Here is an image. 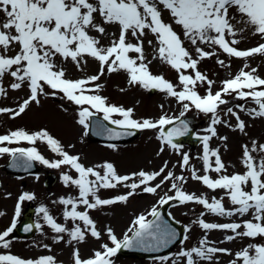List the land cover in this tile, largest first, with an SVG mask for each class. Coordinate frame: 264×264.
Here are the masks:
<instances>
[{
  "label": "snow or ice",
  "instance_id": "6c2138e0",
  "mask_svg": "<svg viewBox=\"0 0 264 264\" xmlns=\"http://www.w3.org/2000/svg\"><path fill=\"white\" fill-rule=\"evenodd\" d=\"M106 26H116L117 31L109 34ZM92 32L97 35H92ZM149 34L155 39V44L152 39L147 40L154 50L151 59L145 55L144 48ZM109 35V43L102 44V38ZM249 35L258 37L261 42L240 49L238 46ZM216 49L238 59L264 56V0H0V97H6L9 89L17 91L26 86L28 90L27 97L18 102L16 108L0 107V114L10 113L12 118L19 117L32 103L39 105L40 96L60 93L62 98L78 106L77 122L86 129L85 135L90 118L97 114H102L104 121L115 126H97L109 140L132 136L135 131L155 130L160 143L157 156L166 147L174 150L181 156L178 166L182 173L190 170L192 180L212 191L222 190L224 193L209 200L203 194L185 191L186 177L169 170L168 161H164L158 170H139L126 175L118 174L110 162L85 166L78 155L65 151L45 129L32 133L17 129L0 135V156L11 157V167L27 171L32 162H39L48 168L59 169L66 165L75 171V177L62 173L61 180L66 186H74L78 195L54 201L63 206L65 223H58L43 205L36 210L56 234L52 238L54 243L64 241L65 234L69 246L83 244L89 236L102 240L106 235L108 242L101 243L88 257H82L80 249L73 247L72 264H114L112 258L123 249L158 253L176 243L177 230L163 220L157 208V205L163 206L170 201H178L180 205H201L205 211L193 224L204 234L196 245L185 247L188 233L192 230L185 226L179 240V251L171 256L155 257L160 264H213L214 261L219 264L220 255L233 257L228 264H264V243H248L233 253L208 239L210 231L219 230L231 233L219 243L245 238L264 240V143L253 139L251 146L242 145L240 163L244 171L231 174L227 172L219 148L210 146L212 138L218 135L215 127L218 124L245 132L247 125L239 112L253 119L264 118V78L257 74V68L245 63L233 77L222 80L221 87L214 92L216 82L198 66L201 61L216 57ZM89 58L98 63V71L76 79L68 78L65 67L58 63V59L65 63L71 61L76 70L83 72ZM154 60L173 70L177 82L173 83L161 74H153L150 65ZM216 63L230 67L223 59H217ZM121 71L127 74L129 86L157 90L174 98L182 106L179 116L162 114L156 119H136L133 108L109 103L107 97L100 95L103 85L99 81L106 73L111 75ZM6 77L11 78L7 87L4 85ZM200 86H205L204 94L200 93ZM45 88L51 92H46ZM226 97L237 101L250 100L256 107L245 108L243 104L226 107L225 115L235 118L233 126L219 117L221 106L230 102ZM160 107L163 109L164 106ZM192 108L211 116L209 126L203 130L205 134L197 136L202 142L199 159L203 175L194 167L190 168L189 154L181 152L182 145L175 142L189 133L187 121L180 117ZM219 139L226 141L227 137ZM37 141L46 143L60 159H46L34 146ZM21 142L32 146H10ZM107 146L115 147L113 144ZM210 173H216V178ZM165 184L170 185L168 192L160 196L157 205L147 215L136 216L122 238L110 226L102 233L90 215L92 210L118 202L126 203L137 190L158 194ZM118 186L128 191L107 199L98 194L102 189ZM169 192L173 194L169 195ZM33 199L34 195L30 193H22L18 197L10 226L0 231V249L11 246V234L17 227L21 203ZM225 199L229 201L230 208L225 207ZM209 213L239 219L229 223L206 222L204 216ZM149 216L152 219H148ZM68 221L72 222L71 227L67 226ZM33 228L42 231L39 223L25 225L24 231L31 232ZM43 247L51 251L48 245ZM0 264H58V261L52 255L25 259L10 252H0Z\"/></svg>",
  "mask_w": 264,
  "mask_h": 264
},
{
  "label": "rangeland",
  "instance_id": "374dc122",
  "mask_svg": "<svg viewBox=\"0 0 264 264\" xmlns=\"http://www.w3.org/2000/svg\"><path fill=\"white\" fill-rule=\"evenodd\" d=\"M165 18L167 19V13H165ZM106 28L109 34L117 31L116 26H106ZM177 31L179 32L180 29L177 28ZM91 34L94 36L97 35L95 32H92ZM129 38L131 39V37ZM148 39H152L153 44H155V39L149 34L144 42L145 55L148 59H151L154 50L152 46L148 45ZM109 40L110 35L109 37L102 38L101 42L102 44L107 45ZM258 42H261L258 37H251L249 35L238 47L240 49H247L255 46ZM188 47L191 49L190 45H188ZM204 47L208 50L206 46ZM216 51L218 53L216 57L205 59L201 61L198 66L201 72L206 73L210 79L216 82L213 87L214 92L219 90L222 80L233 77L245 63L250 64L251 67L257 68V74L264 78V56L257 55L245 60L228 57L226 54L220 52L219 49H216ZM193 55H195V53H193ZM217 59L225 60L226 64H229L230 67H221L216 63ZM58 63L63 64L66 69L67 77L72 79L95 74L98 71V63L90 58L88 59V64L83 72L76 70L71 61L65 63L58 59ZM150 69L153 74H161L173 83L177 82L176 73L159 60H154L150 65ZM10 79V77L5 78V87L9 84ZM99 83L103 85L100 95L107 97L108 102L111 104L123 106L125 108H133L134 118L136 119H156L162 114L178 117L182 111V106L178 104L174 98L166 97L164 93L157 90H144L139 86H129L127 83V74L123 71L111 75L106 73ZM121 89H124V91H121ZM45 91L51 92L48 88H45ZM199 91L201 94H204L205 86H200ZM27 95L28 90L26 86L17 91L9 89L6 97H0V107L16 108L18 102L26 98ZM39 99V105L32 103L19 117L12 118L10 113L0 114V135L17 129H24L29 133L45 129L51 136L61 143L65 151L71 155H78L80 157V162L85 166H95L97 164H103L104 162H110L114 165L117 173L120 175L131 174L139 170H158L159 167L163 165L164 161H168L169 170H173L177 175L182 174L186 177L187 183L184 184L185 191L195 193L196 195L203 194L209 200H211L213 196L219 198L224 195L222 190L212 191L203 186L200 182L192 180L190 170L182 173L178 166L181 156L176 154L174 150L166 147L165 151L157 156L160 143L156 139L157 132L155 130L140 131L133 139L127 142L124 141L119 143V141L111 140L106 142L93 141L88 135V130L87 135H85L86 129L77 122L79 119L78 106L67 101L65 98H62V94L60 93H57L55 96H40ZM226 99H229L230 102L228 105L221 106L219 117L233 126L236 123L235 118L225 115L226 107H233L235 104H243L245 108L256 107V105L250 100L237 101L233 100L231 97H226ZM161 105L164 106L163 109H161ZM234 110L239 112L238 109ZM185 115H190L199 120V125L197 126L196 131L199 134L204 135L205 133L203 130L209 126L211 116L198 112L195 108L186 112ZM239 115L247 125L244 133L226 127L224 124H218L215 126L218 135L217 137H213L210 141V146L212 148H219L222 160L227 166L228 174L244 171L243 166L240 163L242 145L248 144L251 146V141L253 139L259 143H264V118L253 119L244 112H239ZM102 135L106 136V134L103 133ZM219 137H227V140L222 141ZM108 144H113L115 147L109 148L107 146ZM10 146L30 147L32 145H29L26 142H21L18 146ZM34 146L46 159H49L50 161L60 159L58 155L49 150L46 143L37 141ZM180 151L189 154L190 168L194 167L199 170V174L203 175L202 161L199 159L202 154V142L199 141L194 146L182 144ZM9 158L10 157L7 155L0 156V213H4L3 215H0V231H3L10 226L15 214V206L18 197L22 193H30L34 195V199L31 201L26 200L21 203V212L19 217H17V222L22 215L25 202L27 205L34 202L35 204L32 203L34 208L33 219L36 224L39 223L42 225V231L36 230L32 236H27V238L19 237L13 232L11 234L12 242L10 248L0 249V252H10L11 254L25 259H35L42 255H52L56 258L58 264H72L71 252L73 247H78L80 249L82 257H88L93 249H98L101 243L108 242L106 235L103 236L102 240H95L89 236L85 243L69 246L66 243L68 237L65 234L64 241L61 243H54L52 238L56 234L53 233L44 223L42 214L38 213L36 210L43 205L48 208L49 213L58 223H65L62 214L63 206L59 203H54V201H58L60 197L67 198L69 196L75 197L78 195V190L74 186H66L61 180L62 173L67 172L69 175L75 177V171L66 165L61 166L59 169H53L48 168L39 162H34L38 167L37 171L19 174L8 173L3 168V164L6 163ZM173 165L177 166L173 168ZM48 173L55 175L54 181H52L53 179ZM210 175L213 178H216V173H210ZM44 179L45 182L47 180V182H51V184L46 186ZM156 182H159V180ZM169 187V184H165L158 190V194L155 195L144 193L142 190H137L126 203L118 202L113 205L104 206L92 210L90 215L97 222V226L102 233L106 227L110 226L113 228L115 234L122 238V234L129 226H131L132 220L140 214L147 215L151 208L154 205H157L160 196H163L165 192H168ZM127 191L128 189L123 186H118L115 189H102L98 194L101 198L107 199L124 194ZM12 192L15 193V201L8 209H4L5 207L2 204V201L5 199V195L10 194L8 196H11ZM168 194L172 195L173 193L169 192ZM224 204L225 207H231L227 199L224 200ZM128 207H135V209L129 213V211H125ZM158 207L159 205H157V208ZM80 210H83V208L81 207ZM202 211H205L203 207L195 203L180 205L179 202H177L168 208V213L172 218L178 220L184 227L188 226L192 229L191 232L188 233L189 240L185 242V247L196 245L204 234L197 225L193 224V221L198 218ZM106 213L113 215L108 221L104 220ZM247 218L248 217H244V219ZM204 219L206 222L212 223H229L237 221L239 218L219 217L209 213L204 216ZM67 226L71 227L72 222L68 221ZM229 234L231 233L212 230L208 233V239L210 241H216V246L218 247L231 249L233 253L240 250L248 243H264V240H261L260 238H257L256 241H251L245 238L242 240L236 239L232 242L219 243V241L223 240L224 237ZM45 244L49 246L51 251H48L43 247ZM180 247L181 245L178 243L169 253L163 255L171 256L178 252ZM232 258V256L220 255L218 257L219 264H228ZM112 259L114 264H160L155 257L143 258L137 256L135 253L132 255H121L118 253ZM213 264H215V261Z\"/></svg>",
  "mask_w": 264,
  "mask_h": 264
},
{
  "label": "water",
  "instance_id": "95a60500",
  "mask_svg": "<svg viewBox=\"0 0 264 264\" xmlns=\"http://www.w3.org/2000/svg\"><path fill=\"white\" fill-rule=\"evenodd\" d=\"M100 121V125H103V126H106V127H110V128H115L114 126H112L111 124L105 122L102 118L100 117H97ZM182 120H185L187 121L188 125H189V133L186 134L185 136L183 137H180L178 140H176L175 142L176 143H182V142H191V143H195L196 140H197V136L193 133V126L195 125V121H193L190 117H183V118H180ZM94 120L91 121V125H90V128H89V132H90V136L91 138H94V139H99V140H106L108 141L109 139L107 138V136L105 135H102V133L99 131L98 128H94ZM174 125H169L168 127H173ZM119 130V129H117ZM135 131V130H133ZM136 132V131H135ZM131 136H125V137H122L121 139H117V141H122V140H126L128 138H130ZM113 141H116V140H113ZM11 163V162H10ZM8 167L10 166V164L7 165ZM11 167V166H10ZM10 169H14L13 167L10 168ZM158 211L161 213V217L163 218L164 221H166L168 224H170L171 227L175 228L177 230V233L179 234L178 235V240L180 239L181 237V234H182V227L179 225V223L173 221L166 213V205H163L161 206ZM32 212V210H30L29 212H27L23 218V220L21 221L20 225L18 226V233L20 232V226H23V225H26L28 222L29 224H32V221L30 219V213ZM152 219V217H151ZM33 225V224H32ZM34 231V228L31 232H25L24 229H23V233L25 232L26 235H30L32 232ZM22 234V232H21ZM177 240V242H178ZM176 242V243H177ZM176 243L170 245L169 247L167 248H164L162 249L160 252L156 253V252H144V251H139V250H128V249H123L121 250L120 252L121 253H135L137 255H140V256H153V255H157V254H160V253H165L167 251H169L171 249L172 246H174Z\"/></svg>",
  "mask_w": 264,
  "mask_h": 264
},
{
  "label": "bare ground",
  "instance_id": "6f19581e",
  "mask_svg": "<svg viewBox=\"0 0 264 264\" xmlns=\"http://www.w3.org/2000/svg\"><path fill=\"white\" fill-rule=\"evenodd\" d=\"M32 164L35 165L34 163H32ZM34 169H38V167L35 166ZM44 183H45L46 186H48V185L51 184V182H47V181L44 182ZM5 196L6 197H5V199H3L2 204L5 207L4 209H8L14 203V201H15V193L12 192V195L11 196H8V195H5ZM133 209H135V207H128L127 210L125 209V211H127V212L129 211V213H131L133 211ZM122 213H124V212H122ZM112 216L113 215H109V214L106 213V215L104 217L105 218L104 220L105 221H108V220H110V218H112Z\"/></svg>",
  "mask_w": 264,
  "mask_h": 264
}]
</instances>
